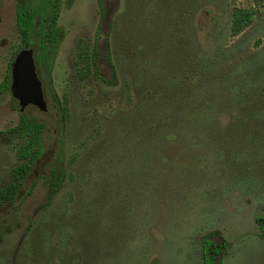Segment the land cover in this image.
Masks as SVG:
<instances>
[{
	"label": "rangeland",
	"instance_id": "374dc122",
	"mask_svg": "<svg viewBox=\"0 0 264 264\" xmlns=\"http://www.w3.org/2000/svg\"><path fill=\"white\" fill-rule=\"evenodd\" d=\"M193 1L62 0L57 25L65 36L49 73L37 72L46 111L29 106L21 113L10 91L0 95V189L20 163L16 151L23 139L15 131L20 114L43 125L44 148L14 202L0 206V264H202L200 241L206 235L223 264H264L262 105L250 110L257 112L253 119L234 109L221 116V127L240 131L230 142L228 157L206 143L191 142L183 149L185 144L170 136L171 141L178 139L169 157L171 169H156L159 178L150 186H144L138 175L137 201L132 202L134 193L125 185L113 181L114 148L122 150L124 143H130L123 121L117 119L137 101L131 73L135 64L146 60L150 73L158 74L161 66L166 67L169 35L178 51L191 46L211 54L219 43L233 50L237 73L246 86L239 93L255 90L264 102V0L237 1L239 7L257 13L253 23L233 38L228 37L230 0H199L205 2L199 7ZM78 38L97 46L99 70L108 84L77 80L73 60ZM20 47L15 0H0V83L10 75ZM107 49L116 81L104 61ZM61 104L67 106L69 115L64 125ZM60 142L61 159L65 164L73 162L69 170L77 173V181H67L46 209L41 176L50 168ZM93 196L101 198L95 204L104 211L103 222H93L97 219L90 212L95 209ZM68 212L62 221V213ZM60 218L66 230L58 234L53 223ZM105 229L110 231L102 234ZM80 232L88 233L84 249L89 251L88 258L97 253L94 258H84Z\"/></svg>",
	"mask_w": 264,
	"mask_h": 264
},
{
	"label": "trees",
	"instance_id": "16d2710c",
	"mask_svg": "<svg viewBox=\"0 0 264 264\" xmlns=\"http://www.w3.org/2000/svg\"><path fill=\"white\" fill-rule=\"evenodd\" d=\"M201 1L194 0V7L204 5L205 2L202 4ZM237 1L230 0L229 38L236 37L246 30L253 23L257 13L253 8L239 7ZM61 5L62 0H15V29L22 46L17 52L24 46L32 47L36 72L40 75L51 70L59 45L65 36L64 30L57 25ZM166 37H162L161 40ZM167 39L171 45L166 44V67L161 66L157 74L150 73L148 60L135 64L130 82L137 101L125 115L119 114L117 119L118 122L123 121L126 130L123 131L129 136L130 143H124L122 150L117 151L114 148L116 162L113 166L116 174L113 181L118 186L125 185L131 194L134 193L132 202L138 199L137 186L140 184L138 175L142 177L144 186H150L159 178L157 174H160V171H155L156 169L162 171L171 169L172 162L169 161V157L173 155L178 139L185 144L183 149L188 148L191 142L206 143L215 153L223 152L228 157L232 152L230 142L239 135L236 132L240 131L233 127H221V116L234 109L238 110L239 115L251 119L257 112L250 110L258 108V105L264 108V104L261 103L263 101H259L255 90L239 93L240 89L246 86L237 73L239 64L235 63L236 56L233 50L219 43L211 54H202L197 49H191V46L189 49L178 51L172 35ZM182 42L181 40L179 43ZM104 61L111 69L112 79L116 81L117 72L109 49ZM98 63L97 46L90 47L85 38H78L75 41L73 60L77 80L81 82L92 79L108 84L101 76ZM9 87L8 73L0 83V95L9 91ZM59 111L61 124L64 125L69 120L67 106L59 105ZM42 130L43 125L39 121L20 114L18 126L15 128L16 135L23 139V143L16 151V159L20 163L12 168L10 182L0 189V206L12 204L24 180L33 173L44 151L41 142ZM170 136H177L178 139L171 141ZM61 147L60 142L59 151L53 161L49 162L50 168L41 176L46 191L44 207L46 209L52 206L55 197L67 181H77V173L69 170L73 169V162L65 164L61 159ZM183 155L186 156V152L182 153ZM93 200L91 204L95 205V209L90 212L97 218L93 222H100L99 219L103 222L101 215L103 216L104 211L95 204L101 198L93 196ZM68 215L69 212L62 213V221H65ZM61 218L53 223L56 224L58 234H61L63 229L64 232L66 230V224L59 223ZM110 220V224H114L112 218ZM260 221L264 234V217L260 218ZM109 231L110 229H105L102 234ZM79 234L84 258L91 259L97 256L96 253L88 258L89 251L84 249L88 233ZM200 245L202 264H223L221 260L216 259L217 250H214V245L210 242V235L204 236Z\"/></svg>",
	"mask_w": 264,
	"mask_h": 264
},
{
	"label": "water",
	"instance_id": "95a60500",
	"mask_svg": "<svg viewBox=\"0 0 264 264\" xmlns=\"http://www.w3.org/2000/svg\"><path fill=\"white\" fill-rule=\"evenodd\" d=\"M12 98L18 103L19 112L33 106L46 111L42 83L36 72L33 50L23 48L13 59L10 68V87Z\"/></svg>",
	"mask_w": 264,
	"mask_h": 264
},
{
	"label": "flooded vegetation",
	"instance_id": "af4514ba",
	"mask_svg": "<svg viewBox=\"0 0 264 264\" xmlns=\"http://www.w3.org/2000/svg\"><path fill=\"white\" fill-rule=\"evenodd\" d=\"M28 107H29V106H28ZM26 108H27V107H26ZM26 108H25V109H26ZM23 112H24V111H23Z\"/></svg>",
	"mask_w": 264,
	"mask_h": 264
}]
</instances>
